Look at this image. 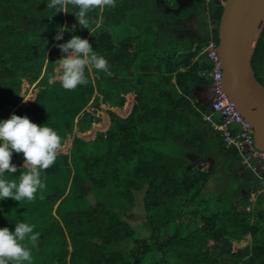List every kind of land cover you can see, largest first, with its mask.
Masks as SVG:
<instances>
[{
  "label": "trees",
  "instance_id": "obj_1",
  "mask_svg": "<svg viewBox=\"0 0 264 264\" xmlns=\"http://www.w3.org/2000/svg\"><path fill=\"white\" fill-rule=\"evenodd\" d=\"M223 5L209 1L212 23ZM68 11L54 13L47 0H0V120L27 116L53 128L62 144L73 129L94 126L84 133L92 139L73 135L68 151L42 173L34 200L0 199V227L35 225L40 235L32 264H264V191L253 202L250 194L261 189L256 183L235 194L224 189L226 181L204 193L216 169L239 161L236 148L205 119L207 103L193 93L211 84L212 64L201 53L208 21L200 22L199 37L206 36L197 41L170 35L163 13L147 0L93 9L88 29L78 24L77 8ZM59 26L69 31L56 40ZM212 34L217 44L216 28ZM72 35L92 44L111 75L86 69L87 85L74 90L58 79L49 83L62 56L56 45ZM251 64L257 76L264 28ZM31 86L37 92L20 103ZM16 158L23 161L13 152L11 162ZM19 174L6 170L3 178ZM138 197L144 235L127 220ZM245 235L247 244L237 245Z\"/></svg>",
  "mask_w": 264,
  "mask_h": 264
},
{
  "label": "clouds",
  "instance_id": "obj_2",
  "mask_svg": "<svg viewBox=\"0 0 264 264\" xmlns=\"http://www.w3.org/2000/svg\"><path fill=\"white\" fill-rule=\"evenodd\" d=\"M70 5L78 9L73 13L78 24L88 29V13L97 8L115 7V0H47V8L55 9L54 13H68ZM65 31L69 29L59 26L55 39H62ZM71 31H75V26ZM56 46L62 56L55 61V74L49 83L58 79L64 89L74 90L79 85H87L86 69L111 75L108 61L93 50L87 39L72 35L65 43ZM61 150V137L46 124L37 125L27 116L16 114L0 120V199L34 200L37 190L44 186L42 173L55 163ZM13 152L22 154L24 171L11 162ZM6 170L10 174L19 171V179L3 178ZM34 228L35 225L24 222L15 223L14 231L0 227V264H32V249L38 246L40 235Z\"/></svg>",
  "mask_w": 264,
  "mask_h": 264
},
{
  "label": "water",
  "instance_id": "obj_3",
  "mask_svg": "<svg viewBox=\"0 0 264 264\" xmlns=\"http://www.w3.org/2000/svg\"><path fill=\"white\" fill-rule=\"evenodd\" d=\"M223 2L216 26V49L222 70L221 86L253 128L256 147L264 150V85L256 78L251 64L264 28V0ZM193 93L198 101L207 103L212 110V93L208 86L195 87ZM68 139L69 134L66 135L65 141ZM21 162L22 160L16 158L12 163L17 165ZM209 167L211 166L207 164V169Z\"/></svg>",
  "mask_w": 264,
  "mask_h": 264
},
{
  "label": "built area",
  "instance_id": "obj_4",
  "mask_svg": "<svg viewBox=\"0 0 264 264\" xmlns=\"http://www.w3.org/2000/svg\"><path fill=\"white\" fill-rule=\"evenodd\" d=\"M208 28V36L201 53L212 64V72L209 73L211 84L208 85L212 93L210 102L212 110L204 117L215 130L221 131L223 140L227 145H233L236 148L240 156V163L244 168H249L254 176H257V180L263 183L261 191H264V150L256 147L253 128L222 89V70L216 49L217 44L213 40L212 34L215 25L210 20L209 15ZM216 113L218 114L217 118L213 115Z\"/></svg>",
  "mask_w": 264,
  "mask_h": 264
},
{
  "label": "rangeland",
  "instance_id": "obj_5",
  "mask_svg": "<svg viewBox=\"0 0 264 264\" xmlns=\"http://www.w3.org/2000/svg\"><path fill=\"white\" fill-rule=\"evenodd\" d=\"M186 1H188V0H147V3L149 6H153V9L156 13H159V14L163 13V15H162L164 17L162 19L163 26H165L164 28L170 32V35L173 34V36H175V37H181V36L189 35V36L195 37L197 41L203 40V38H205L206 35L204 34L203 37H199L197 34V31H199V29H201V27H200L201 23H199L200 20H202L206 16L207 9H208L207 8L208 2L205 1L203 3L202 0H191V1L189 0L190 3H186ZM188 22L191 24L190 28H191L192 32H190L189 29L185 28V25H183V24L188 23ZM195 31H196V35L194 36ZM192 33H193V35H191ZM88 34H89V32H88ZM204 58H205V56H204ZM55 69H56V64L54 66V72H55ZM260 69L262 72V70L264 69V65L261 66ZM37 90H38L37 86H31L27 90V92H25V90H23L21 92V94L23 93V98H22L20 103L29 102L32 99L34 93L37 92ZM24 99L27 101H25ZM90 131L92 132V127L89 128L88 130L84 131V132H77L76 129H73L72 133L69 134V139L66 141L64 139L61 152L65 153L68 151L73 135L80 136L86 140L92 139L94 137V135H90L89 137L84 135V133L90 132ZM182 155H184V153H182ZM239 159H240V156H239ZM196 161H197V158L194 156L193 158H191L190 163L194 165L196 163ZM20 164H23V161ZM216 171H217V169H216ZM244 179L245 178L242 177L241 180H236L235 177H232V178L229 177L226 180V181H228V183H226V185L224 186V189L231 191V193H237L238 191H240L239 189L237 191V188H239V186L242 185L241 182H244ZM251 180H253V178H251ZM248 183L249 182L246 181V182H244L243 185H246ZM206 184H207L206 185L207 190L204 189L205 195H206V191H209V190H210V192L212 191L211 193H213L214 191L212 188H214L215 185L212 183V181L208 180V182ZM216 191H219V190H216ZM204 193H203V195H204ZM257 193H261V189H258V192L250 194L251 201L254 202V199L257 197ZM214 194H216V193H214ZM92 199L93 198L90 197V200H92ZM136 202L137 203H136L135 207L128 212L127 220L131 223V225L133 227L137 228V231L140 234L144 235L145 231H144L143 227H140V228L137 227L139 224L142 223V220H143L142 214L140 213V210L138 209L139 205H140L139 197H138ZM184 216L188 217V213L187 214L184 213ZM247 241H249L248 236H246L239 243H237V245L243 246V245L247 244Z\"/></svg>",
  "mask_w": 264,
  "mask_h": 264
},
{
  "label": "crops",
  "instance_id": "obj_6",
  "mask_svg": "<svg viewBox=\"0 0 264 264\" xmlns=\"http://www.w3.org/2000/svg\"><path fill=\"white\" fill-rule=\"evenodd\" d=\"M191 1V0H190ZM190 1H186V3H190ZM210 158H212L211 156H209L207 158V163L209 166L212 165V160H210ZM244 177V182L248 181L249 183L246 184V185H243L244 182H241L242 185L239 186V188H237V191L238 189L241 191V194H243V192H246V190L248 189V191L250 189H252V187L255 185L256 183V186L258 188H261L259 187V182L253 175V172L247 168V167H243V165L240 163V159L238 161V163L236 164H231L225 168H222V167H219L216 174L214 176H212V179H210L212 181V183L215 185L214 188H212L213 190H217L218 186H219V182H225L229 177ZM249 178H253V180H249ZM247 179V180H246ZM255 180L257 182H255ZM247 191V192H248ZM252 193H255V192H252ZM236 194V193H235ZM247 194V193H246Z\"/></svg>",
  "mask_w": 264,
  "mask_h": 264
},
{
  "label": "flooded vegetation",
  "instance_id": "obj_7",
  "mask_svg": "<svg viewBox=\"0 0 264 264\" xmlns=\"http://www.w3.org/2000/svg\"><path fill=\"white\" fill-rule=\"evenodd\" d=\"M203 1V3L205 2V0H202ZM210 1V0H209ZM209 1H207L208 3H209ZM208 15H209V13H208V9H207V13H206V16L202 19V20H200V22H202V21H208ZM211 20V19H210ZM199 22V23H200ZM215 26H216V24L215 23H213ZM183 25H185V28H188L189 29V31L190 32H192V30H191V24L188 22V23H185V24H183ZM184 28V27H183ZM201 30H203V29H199V31H197V34H198V36H200L201 35V32H203V31H201ZM207 31L209 32V28L207 27ZM191 35H193V33L191 34ZM196 35V31L194 32V36ZM257 72H258V75L256 76V78L258 79V81L260 82V83H262L263 85H264V69L262 70V72H261V69L260 68H257Z\"/></svg>",
  "mask_w": 264,
  "mask_h": 264
},
{
  "label": "bare ground",
  "instance_id": "obj_8",
  "mask_svg": "<svg viewBox=\"0 0 264 264\" xmlns=\"http://www.w3.org/2000/svg\"><path fill=\"white\" fill-rule=\"evenodd\" d=\"M256 176V175H255ZM257 177V176H256ZM260 182V184H261V187H263V183L261 182V181H259Z\"/></svg>",
  "mask_w": 264,
  "mask_h": 264
}]
</instances>
